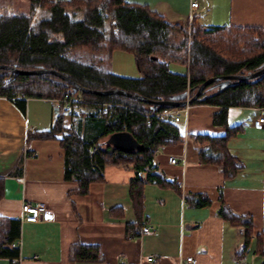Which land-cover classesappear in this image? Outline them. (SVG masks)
Instances as JSON below:
<instances>
[{
    "label": "trees",
    "instance_id": "16d2710c",
    "mask_svg": "<svg viewBox=\"0 0 264 264\" xmlns=\"http://www.w3.org/2000/svg\"><path fill=\"white\" fill-rule=\"evenodd\" d=\"M28 2L27 10L0 11V63L20 68H55L85 87H119L151 99H162L197 87L210 76L250 72L264 63L262 26H204L192 20L188 30L180 22L167 21L145 3L127 0ZM38 8L45 9L47 15L35 18ZM115 49L133 54L138 76L118 75L108 68ZM170 61L185 64L186 70H171ZM65 93L76 98L70 104L90 109L83 128L64 124L65 109L61 103L50 126L27 131V140L61 135L58 142L63 153V176L76 182L74 191L79 194L87 193L91 183L104 179L105 165L132 166L135 174L130 179L129 196L135 221L126 224V231L137 234V228L146 220L144 184L153 182L178 188L174 180L157 170L153 159L156 148L183 141L181 128L170 118L156 116L165 106H152L120 94L72 92L68 83L53 74L23 75L0 68V96L11 98L23 112L28 97L57 99ZM192 103L216 106L211 115L212 125L224 129L218 134H187L197 148L199 161L216 164L224 179L231 178L242 162L229 152L227 140L242 130V124H229L227 110L231 106L264 108V75L223 85L214 81ZM116 132L130 134L137 147L125 151L114 146L109 138ZM21 161L22 157L15 165L18 173ZM3 189L0 177V198ZM184 198L197 207L211 202L201 192L186 193ZM219 201L218 214L239 230L234 257H244L252 247L255 253L264 256V229L254 233L250 215L237 214L221 194ZM19 237V218L0 215V257L18 256L19 248L12 243ZM68 255L71 260L101 258L97 244L81 242L72 243Z\"/></svg>",
    "mask_w": 264,
    "mask_h": 264
},
{
    "label": "crops",
    "instance_id": "0c3cea01",
    "mask_svg": "<svg viewBox=\"0 0 264 264\" xmlns=\"http://www.w3.org/2000/svg\"><path fill=\"white\" fill-rule=\"evenodd\" d=\"M127 1L145 3L171 23L185 22L191 13L192 20L204 26L264 27V0H196L194 9L190 7L192 0ZM25 2L23 10L29 8L28 0ZM118 50L122 49L114 51ZM112 70L129 76L125 71ZM63 107L64 124L73 123L82 129L90 109L70 103ZM185 107L175 122L183 141L158 147L153 159L157 170L174 180L178 188L146 182L143 225L149 229L138 227L137 234L128 237L126 224L135 221L129 196L134 168L107 164L102 181L91 183L85 194L77 193L76 182L63 176V153L58 142L61 135L53 139L26 138L27 131L50 126L58 108L56 100L28 97L23 112L11 98L0 96V177L4 187L0 215L18 218L23 201H43L54 212L51 221H20L18 256L0 257V264H178L186 256H194L195 264H234L237 258L242 264H264V256L255 253L253 247L244 257H234L239 230L217 212L221 194L237 214L251 216L254 233L264 229V123L255 126L264 108L228 107L227 122L241 123L242 130L228 138L227 147L241 160L242 167L224 179L219 166L199 161L197 148L187 137L188 133H222L224 129L211 122L217 107L204 103ZM168 156L177 162H170ZM20 157L18 173L15 165ZM189 192L205 193L211 202L191 205L184 198ZM74 242L97 244L101 258L71 260L68 250Z\"/></svg>",
    "mask_w": 264,
    "mask_h": 264
},
{
    "label": "water",
    "instance_id": "95a60500",
    "mask_svg": "<svg viewBox=\"0 0 264 264\" xmlns=\"http://www.w3.org/2000/svg\"><path fill=\"white\" fill-rule=\"evenodd\" d=\"M0 68L10 70L15 73L23 74V75H29V74H44L49 73L57 76L58 78L62 79L66 83H68L71 86L72 92L81 91V92H89L94 93L98 95H109V94H120L127 97H131L140 101H143L147 104H150L152 106H165V107H183L187 104L192 103V101L197 98L200 93L202 92L203 88L214 82V81H220V84H226L232 81H244V80H251L256 78H261L264 75V63L260 65L257 69L245 72V73H226V74H220L215 76H210L206 79H204L197 87H191L182 94L171 96L168 98H162V99H151L144 95L133 93L130 91H127L123 88L119 87H110V88H89L82 86L78 82L74 81L72 78H70L68 75L56 70L55 68L51 67H45V66H37L32 68H20L15 65H8L4 63H0ZM191 93V95H189ZM109 141L119 149L128 151L135 147H137V143L134 140V138L125 132H116L113 133Z\"/></svg>",
    "mask_w": 264,
    "mask_h": 264
},
{
    "label": "built area",
    "instance_id": "2783aa9c",
    "mask_svg": "<svg viewBox=\"0 0 264 264\" xmlns=\"http://www.w3.org/2000/svg\"><path fill=\"white\" fill-rule=\"evenodd\" d=\"M198 5V2L196 0H192L190 2V7L191 9L196 8ZM187 22L191 23L192 22V14L190 13L187 18ZM76 100L72 95L69 93H65L61 98H57L56 103L59 106L61 103L63 106H66L67 104L70 103L71 100ZM186 107H166L163 108L161 111L156 112V116L158 118H170L173 121H179L180 115L182 110H185ZM264 123V110L262 113H260L255 121V126L256 127H262ZM91 151H94V148L91 149ZM155 151H158V148L155 149ZM168 160L172 163L177 162V159L172 156H168ZM178 186H181V184H178ZM19 220L20 221H29V222H36L39 220L43 221H51L54 220V212L48 208L43 201H38V202H30V201H23L21 204V210H20V215H19ZM149 227L147 225H143L141 227L142 231H147ZM134 234L128 233V237H132ZM12 246H17L18 248L20 247V241L17 239L14 243H12ZM149 260H154V258L149 257ZM195 258L194 256H186L184 260L181 262L179 261L178 264H195ZM234 264H242V261L237 258L234 261Z\"/></svg>",
    "mask_w": 264,
    "mask_h": 264
},
{
    "label": "rangeland",
    "instance_id": "374dc122",
    "mask_svg": "<svg viewBox=\"0 0 264 264\" xmlns=\"http://www.w3.org/2000/svg\"><path fill=\"white\" fill-rule=\"evenodd\" d=\"M27 0H0V11L2 10H7V11H12V10H17V8H21V10L26 9V4L25 2ZM47 15V11L43 8H38L34 12V17L39 18L42 16ZM180 24L184 27H186L188 30H190V24L187 21L185 22H180ZM115 55L113 56V59L108 63V68L110 70L117 69L120 71H125L126 73H129L127 75H131L130 73H135L138 71L134 56L131 52L129 51H124V50H118L113 52ZM169 67L173 71H180L184 72L186 70V65L179 62V61H170L169 62ZM113 71V70H112ZM138 75V73H137Z\"/></svg>",
    "mask_w": 264,
    "mask_h": 264
}]
</instances>
